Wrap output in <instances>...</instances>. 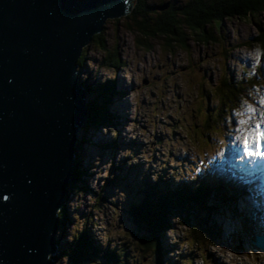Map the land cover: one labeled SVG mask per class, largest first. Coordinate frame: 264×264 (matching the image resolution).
Masks as SVG:
<instances>
[{"label":"rangeland","instance_id":"rangeland-1","mask_svg":"<svg viewBox=\"0 0 264 264\" xmlns=\"http://www.w3.org/2000/svg\"><path fill=\"white\" fill-rule=\"evenodd\" d=\"M140 1L160 13L157 7L164 3L181 6L190 0ZM132 27L126 17L107 20L100 34L106 52L95 41L84 48L80 79L91 89L87 101L93 98V89L109 92L99 102L106 107L107 122L78 133L75 159L76 176L78 172L80 176L73 189L69 187L59 212L56 264H72L58 254L72 250L79 237L95 251L92 260L80 264H105L112 253L116 264H151L135 239L130 206L146 193L162 194L164 186L172 192L192 189L197 186V175L212 187L221 186L222 161L238 168L243 158L234 124L242 117L236 114L246 113L251 105L256 111L251 123H264V107L259 104L264 99V84L249 89L252 94L245 100L239 98L233 111L219 112L211 93L224 76L243 81L257 73L264 79V52L253 42L259 31L264 32V12L210 24L200 37L181 29L182 43L162 36L147 39ZM108 54H114L119 63L101 65ZM247 163L251 164L250 159ZM236 192L225 190L230 199L224 203L217 193L206 196L213 210L209 225L219 232L216 245L206 250L191 241L189 229L182 224H193L196 218L187 220L168 209V227L159 235L162 264L264 262V256L249 243L252 235L245 237L261 217L255 215L252 223L247 222L250 210Z\"/></svg>","mask_w":264,"mask_h":264},{"label":"water","instance_id":"water-1","mask_svg":"<svg viewBox=\"0 0 264 264\" xmlns=\"http://www.w3.org/2000/svg\"><path fill=\"white\" fill-rule=\"evenodd\" d=\"M133 1L0 0V264H56L87 116L77 60ZM249 243L264 252V234Z\"/></svg>","mask_w":264,"mask_h":264},{"label":"trees","instance_id":"trees-1","mask_svg":"<svg viewBox=\"0 0 264 264\" xmlns=\"http://www.w3.org/2000/svg\"><path fill=\"white\" fill-rule=\"evenodd\" d=\"M261 12H264V0H190L181 6L168 4L167 9L160 13H156L155 7L148 6L146 3L137 0L129 4V13L126 18L133 23L132 29L147 39L162 36L166 41L182 43L181 29H186L200 37L205 34V28L210 24L218 25L224 19L250 18ZM201 38L207 42L206 37ZM94 41L98 44L101 51L106 52L105 44L100 34L93 37ZM253 42L257 43L264 52V32L259 31V35L253 39ZM83 52L84 50L77 60L78 67L84 64ZM106 56L101 65L111 67L119 63L114 54ZM261 84H264V79L262 75L257 73L247 75L243 81L239 79L232 81L224 76L211 90V93L217 98V104L220 107L219 112L222 111L221 109L233 111L239 98L247 99L252 94L249 89L256 88V86ZM83 85L87 93L90 94L91 89H88L85 84ZM92 93L94 94L93 98L86 103L87 116L83 126L84 129L87 127L96 128L100 124L107 122L106 107L99 102L106 99L109 92L104 94L101 91H97V89H93ZM76 175L75 159L70 190L73 189L72 186L76 179L78 180L79 172L78 176ZM195 180L197 186L192 189L183 191L179 189L172 192L164 186L161 190L162 194H157L156 192L146 193L145 196H142L140 200L130 206L128 215L136 228L135 239L141 250L152 259L151 264H162L164 262L159 235L164 233L168 227L167 210L170 208L175 209L178 214L187 217V220L192 216L196 218L193 224H189L188 221L182 223L183 226L189 229L190 239L196 246L206 250V248L216 245L219 232L211 229L212 227L209 225L208 215L213 210L207 206L206 196L212 192L217 193L221 203L227 202L228 198L221 193L223 191L222 185L212 187L210 182L201 178L200 175H197ZM58 217H60V213ZM58 255H65L72 264H80L92 260L95 257V251L92 248H88L83 238L81 241V237H79L72 250L65 249ZM105 255L107 256L108 254L105 253ZM104 262L105 264H116L115 255L113 253L110 254L104 259Z\"/></svg>","mask_w":264,"mask_h":264},{"label":"bare ground","instance_id":"bare-ground-1","mask_svg":"<svg viewBox=\"0 0 264 264\" xmlns=\"http://www.w3.org/2000/svg\"><path fill=\"white\" fill-rule=\"evenodd\" d=\"M123 91H125V90H123ZM115 109H116L117 113L120 112V109L118 108V106H116ZM112 116H113V114H112ZM228 137H231V136L228 135ZM238 145H239L238 146V148H239L240 144L238 143ZM243 159H245V158L243 157ZM222 162H223L222 165H224L225 168L222 167L223 170H222V179H221L222 186L221 187H222L223 191H221V193H223L226 196L225 190H228L229 188L236 189L237 192L235 193V195L236 196L238 194H240V196L242 195V198L244 200V202H243L244 206L246 205L248 207V209L250 210V212H249L250 216H249V218L248 217L246 218V221L248 219V221H250L252 223L254 216L258 215V214H259L258 216L261 217L259 219V221L256 223L255 227L249 228V231H247L245 233V235H246L245 237L250 238V236L252 234H264V189H261L259 187L257 180H255V178L253 176L242 177V174L237 171L238 168L237 167L235 168V166H234L235 164L232 165L231 163H229L225 160ZM247 166H248V163H247V160L245 159V167H247ZM227 198L230 199V197H227ZM223 218H224V221L227 220L225 218V216ZM241 230H243V229L241 228ZM243 232H244V230H243ZM237 234L239 235L238 232H237ZM247 252L248 251L246 250V254H247ZM256 253H257V251H256ZM258 254L264 256V252H262L260 250H258ZM258 264H264V262H258Z\"/></svg>","mask_w":264,"mask_h":264},{"label":"snow or ice","instance_id":"snow-or-ice-1","mask_svg":"<svg viewBox=\"0 0 264 264\" xmlns=\"http://www.w3.org/2000/svg\"><path fill=\"white\" fill-rule=\"evenodd\" d=\"M259 104L264 107V99H261ZM236 115L242 117L235 120L234 124L236 125L235 139L243 150V157L250 160L264 161V123L259 121L255 124L251 123V119L256 116V111L251 105L247 107L246 113H237ZM261 119H264V117ZM58 214L56 209L54 215Z\"/></svg>","mask_w":264,"mask_h":264}]
</instances>
